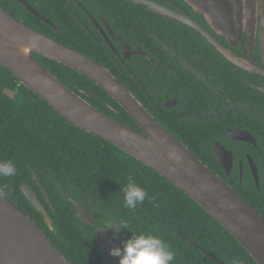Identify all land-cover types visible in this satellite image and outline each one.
Instances as JSON below:
<instances>
[{"label":"trees","instance_id":"1","mask_svg":"<svg viewBox=\"0 0 264 264\" xmlns=\"http://www.w3.org/2000/svg\"><path fill=\"white\" fill-rule=\"evenodd\" d=\"M37 1L43 4L47 18L60 32L49 28L42 31L37 26V23L42 25L38 20L33 28L75 50L70 41L79 37V27L70 16L74 10L67 4L69 0ZM88 1L81 0L90 10L85 3ZM119 3L150 14L144 7L125 0H97L101 11L109 14L122 13ZM149 30L159 40H164L160 32L153 28ZM149 54L152 56L150 51ZM35 56L71 91L109 117L137 129L129 115L100 87L62 64ZM84 93L95 97H87ZM0 160H13L17 165L15 176L0 177V190L42 228L44 234L46 232L47 238L70 264H101V261L94 243V231L91 242L87 233L81 235L76 231L74 222H79L58 187L84 204L91 196L99 214H108L103 223L114 218L126 240L132 235L129 230L137 234H153L164 240L175 255L172 264H220L200 249L225 264H256L234 237L181 190L111 143L64 120L2 66ZM31 171L45 194L37 186ZM129 177L147 192L144 202L135 209L124 205V189ZM23 184L37 195L52 221V229L22 195L20 186ZM125 226L128 230L123 229ZM90 244H94L95 253L90 250Z\"/></svg>","mask_w":264,"mask_h":264},{"label":"flooded vegetation","instance_id":"2","mask_svg":"<svg viewBox=\"0 0 264 264\" xmlns=\"http://www.w3.org/2000/svg\"><path fill=\"white\" fill-rule=\"evenodd\" d=\"M20 1L0 0V8L31 29L38 20L42 31L60 32L47 18L43 4ZM146 1L167 15L190 18L219 46L209 45L191 27L167 15L146 14L121 3L122 13L109 14L101 11L97 0L85 2L90 10L81 0H69L67 4L74 10L70 16L79 27V37L70 41L71 47L90 55L114 75L156 122L264 220V53L259 40L250 43L246 34L240 39L220 36L182 0ZM32 11L50 20L54 28ZM149 28L160 32L169 44ZM217 113L224 114L200 119ZM134 130L141 132L139 127ZM214 147H223L221 161L214 157ZM77 201L90 212L89 198L87 204ZM107 215L99 214L97 208L93 224H104ZM78 222H74L76 231L87 233L91 242L94 228ZM89 247L95 253L94 244Z\"/></svg>","mask_w":264,"mask_h":264},{"label":"water","instance_id":"3","mask_svg":"<svg viewBox=\"0 0 264 264\" xmlns=\"http://www.w3.org/2000/svg\"><path fill=\"white\" fill-rule=\"evenodd\" d=\"M20 1V0H18ZM150 12L163 14L146 0H125ZM199 14L220 36L240 39L246 34L250 43L259 40L264 53V0H182ZM23 6L31 10L23 1ZM34 15L54 28L50 20ZM191 27L209 45L217 48L216 39L190 18L167 15ZM47 58L76 71L100 87L136 123L141 132L109 117L71 91L48 71L35 56ZM0 66L64 120L89 134L116 146L166 179L197 203L244 248L256 264H264V220L234 189L198 160L181 142L156 122L134 96L105 67L93 59L31 29L10 17L0 8ZM87 97H95L84 93ZM211 114L200 119L218 117ZM223 147L212 148L221 161ZM34 181L44 193L37 177ZM20 191L29 205L52 229V221L37 195L27 185ZM63 200L72 206L74 216L94 228V243L101 264H119L110 254L114 247L123 249L124 236L114 218L99 226L93 224L97 210L89 197L90 212L66 191L58 187ZM111 227H110V223ZM220 264L223 261L200 249ZM0 264H70L44 232L0 190Z\"/></svg>","mask_w":264,"mask_h":264},{"label":"clouds","instance_id":"4","mask_svg":"<svg viewBox=\"0 0 264 264\" xmlns=\"http://www.w3.org/2000/svg\"><path fill=\"white\" fill-rule=\"evenodd\" d=\"M16 174L17 165L13 160H0V177H13ZM146 196V190L129 177L124 189L125 207L135 209ZM123 229H127V226ZM129 231L132 235L124 241L123 249L114 247L110 250L112 256L119 257V264H172L175 255L164 240L153 234Z\"/></svg>","mask_w":264,"mask_h":264}]
</instances>
